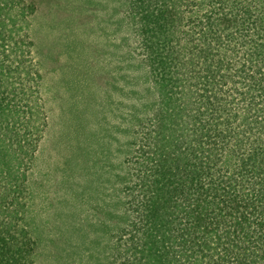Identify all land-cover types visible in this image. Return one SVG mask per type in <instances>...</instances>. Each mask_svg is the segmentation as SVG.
<instances>
[{"label": "trees", "instance_id": "1", "mask_svg": "<svg viewBox=\"0 0 264 264\" xmlns=\"http://www.w3.org/2000/svg\"><path fill=\"white\" fill-rule=\"evenodd\" d=\"M29 1L0 0V229L23 238L44 118ZM125 2L156 110L110 264H264V0ZM14 240L0 264H30Z\"/></svg>", "mask_w": 264, "mask_h": 264}, {"label": "rangeland", "instance_id": "2", "mask_svg": "<svg viewBox=\"0 0 264 264\" xmlns=\"http://www.w3.org/2000/svg\"><path fill=\"white\" fill-rule=\"evenodd\" d=\"M125 1H29L43 133L17 225L26 238L0 229V239L13 236L30 264H110L112 245L125 240L140 126L156 110L147 69L131 50Z\"/></svg>", "mask_w": 264, "mask_h": 264}]
</instances>
